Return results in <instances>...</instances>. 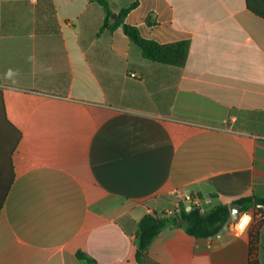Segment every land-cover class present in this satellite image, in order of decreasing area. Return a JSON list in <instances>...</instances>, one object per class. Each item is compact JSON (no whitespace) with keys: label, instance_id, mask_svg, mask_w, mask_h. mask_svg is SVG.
Here are the masks:
<instances>
[{"label":"crops","instance_id":"obj_1","mask_svg":"<svg viewBox=\"0 0 264 264\" xmlns=\"http://www.w3.org/2000/svg\"><path fill=\"white\" fill-rule=\"evenodd\" d=\"M107 1H138L126 23L146 39L190 40L177 79L101 31L95 2L0 0V264H138L144 216L264 197V18L247 0ZM253 227L165 229L149 264H249Z\"/></svg>","mask_w":264,"mask_h":264},{"label":"trees","instance_id":"obj_2","mask_svg":"<svg viewBox=\"0 0 264 264\" xmlns=\"http://www.w3.org/2000/svg\"><path fill=\"white\" fill-rule=\"evenodd\" d=\"M97 3L104 11L105 18L101 31H113L121 27L130 41L136 45L142 53L144 59L155 66L161 68H170L176 72V79L180 71L184 68L190 51V40H183L169 44H160L154 40L146 39L141 34L137 26L126 23L127 15L137 7L138 1L132 3L128 8L119 9L118 19L114 20L113 13L118 8L107 0H90ZM249 9L256 15L264 18V7L253 5L251 0H247ZM149 26H153L150 18H147ZM173 102V94L167 104L163 115H170V106ZM21 134L18 132V142ZM231 206H237L240 212H246L250 209L264 210V197L253 196L242 198L232 203ZM226 204H220L208 210H201L195 206L188 209V206L180 203L175 215L162 218L157 215L148 214L144 216L138 224L137 229V251L136 261L138 264H149V249L158 235L165 229L180 227L184 231L197 239L214 238L225 227L231 219L230 207ZM183 223L179 225V221ZM261 224V223H260ZM260 224H256L250 233V260L249 264H261L255 253L257 242V233ZM77 257L82 264H97V262L83 251L77 252Z\"/></svg>","mask_w":264,"mask_h":264},{"label":"built area","instance_id":"obj_3","mask_svg":"<svg viewBox=\"0 0 264 264\" xmlns=\"http://www.w3.org/2000/svg\"><path fill=\"white\" fill-rule=\"evenodd\" d=\"M188 201L190 202L189 209H191L192 206L199 208L200 204L196 198L188 197ZM175 212V210H169L163 212L160 217H172L175 215ZM262 221H264V210L259 211L257 209H251L240 214L239 219L230 225V231L235 234H244L250 230L252 226H255Z\"/></svg>","mask_w":264,"mask_h":264},{"label":"water","instance_id":"obj_4","mask_svg":"<svg viewBox=\"0 0 264 264\" xmlns=\"http://www.w3.org/2000/svg\"><path fill=\"white\" fill-rule=\"evenodd\" d=\"M113 18L118 19L116 13H113ZM230 212H231V219L228 221V223L225 225V227L219 232V234L216 237H220L230 231V225L237 221L240 217V209L237 206H231L230 207ZM183 223L182 220L179 221V225Z\"/></svg>","mask_w":264,"mask_h":264},{"label":"rangeland","instance_id":"obj_5","mask_svg":"<svg viewBox=\"0 0 264 264\" xmlns=\"http://www.w3.org/2000/svg\"><path fill=\"white\" fill-rule=\"evenodd\" d=\"M260 223H262V222H260ZM260 223H258V224H260Z\"/></svg>","mask_w":264,"mask_h":264}]
</instances>
